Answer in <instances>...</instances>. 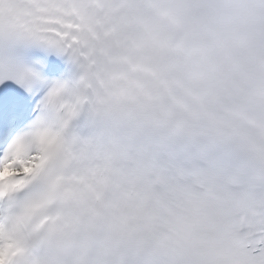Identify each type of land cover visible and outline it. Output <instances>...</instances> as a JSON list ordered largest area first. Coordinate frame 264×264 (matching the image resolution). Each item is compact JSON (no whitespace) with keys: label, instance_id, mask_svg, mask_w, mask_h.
Listing matches in <instances>:
<instances>
[{"label":"snow or ice","instance_id":"snow-or-ice-1","mask_svg":"<svg viewBox=\"0 0 264 264\" xmlns=\"http://www.w3.org/2000/svg\"><path fill=\"white\" fill-rule=\"evenodd\" d=\"M0 264H264V0H0Z\"/></svg>","mask_w":264,"mask_h":264}]
</instances>
